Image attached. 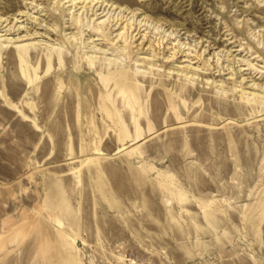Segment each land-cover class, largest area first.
<instances>
[{
  "label": "rangeland",
  "instance_id": "rangeland-1",
  "mask_svg": "<svg viewBox=\"0 0 264 264\" xmlns=\"http://www.w3.org/2000/svg\"><path fill=\"white\" fill-rule=\"evenodd\" d=\"M0 264H264V0H0Z\"/></svg>",
  "mask_w": 264,
  "mask_h": 264
},
{
  "label": "bare ground",
  "instance_id": "bare-ground-1",
  "mask_svg": "<svg viewBox=\"0 0 264 264\" xmlns=\"http://www.w3.org/2000/svg\"><path fill=\"white\" fill-rule=\"evenodd\" d=\"M112 6V5H111ZM101 8V7H100ZM106 8L104 7V10H105ZM7 25V24H6ZM129 25H130V28H132L133 26V22H129ZM11 27V26H10ZM135 29H138L139 31L137 32V33H140V28L136 25V27H135ZM117 30V29H116ZM124 32V31H123ZM112 33H113V31H112ZM122 34H124V33H122ZM122 34H118L117 36H122ZM19 38V37H18ZM143 38H144V36H143ZM96 40L97 39H94L92 42H96ZM219 42V41H218ZM210 44V43H209ZM217 44V43H216ZM27 46V45H26ZM93 48H94V50H93V52L94 53H98V52H100V53H106L107 52V50H105V49H103V48H101V47H97V44H94L93 46H92ZM173 49V48H172ZM208 49V47L206 46V49L205 50H203L201 53H196V51H195V53L197 54V55H200V57H202L203 55H205V51ZM191 51V50H190ZM193 51V50H192ZM191 51V52H192ZM198 51V50H197ZM191 52H187V50H185L183 47H181V46H179V49H177L176 48V50H174V52H173V54L172 55H170L169 57H171L170 59L171 60H175V59H178V58H181V61L182 62H185V61H188V64H185V65H180V66H174V68H176V69H178V70H182V71H185V72H192V73H199L201 70H202V68L200 67V64H198L197 66H194L193 65V63L194 62H197V61H193V58H197L196 56L195 57H192V55H191ZM147 58V57H146ZM145 58V59H146ZM147 60V59H146ZM149 60V59H148ZM207 61H209V60H207ZM224 70V69H223ZM243 79H245V78H243ZM254 84H256V83H254ZM254 84H252L251 86H253ZM255 88V87H254ZM262 88V87H261Z\"/></svg>",
  "mask_w": 264,
  "mask_h": 264
}]
</instances>
